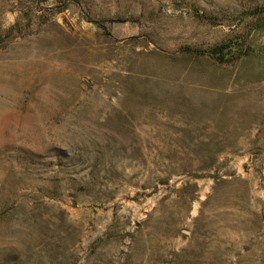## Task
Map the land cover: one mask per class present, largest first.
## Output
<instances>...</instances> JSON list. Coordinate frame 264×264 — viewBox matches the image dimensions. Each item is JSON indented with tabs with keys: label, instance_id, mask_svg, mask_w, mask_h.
<instances>
[{
	"label": "rangeland",
	"instance_id": "rangeland-1",
	"mask_svg": "<svg viewBox=\"0 0 264 264\" xmlns=\"http://www.w3.org/2000/svg\"><path fill=\"white\" fill-rule=\"evenodd\" d=\"M259 8L0 0V264H264Z\"/></svg>",
	"mask_w": 264,
	"mask_h": 264
},
{
	"label": "trees",
	"instance_id": "trees-1",
	"mask_svg": "<svg viewBox=\"0 0 264 264\" xmlns=\"http://www.w3.org/2000/svg\"><path fill=\"white\" fill-rule=\"evenodd\" d=\"M255 14L257 15L256 26L264 27V8L257 9ZM209 53L220 63L247 56L249 55L247 36L242 33L233 34L224 41L215 44Z\"/></svg>",
	"mask_w": 264,
	"mask_h": 264
}]
</instances>
